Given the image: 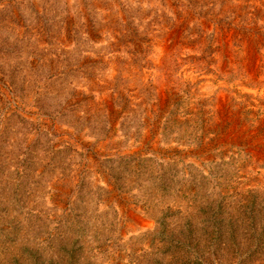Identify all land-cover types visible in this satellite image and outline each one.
Segmentation results:
<instances>
[{
	"label": "rangeland",
	"instance_id": "374dc122",
	"mask_svg": "<svg viewBox=\"0 0 264 264\" xmlns=\"http://www.w3.org/2000/svg\"><path fill=\"white\" fill-rule=\"evenodd\" d=\"M0 264H264V0H0Z\"/></svg>",
	"mask_w": 264,
	"mask_h": 264
}]
</instances>
